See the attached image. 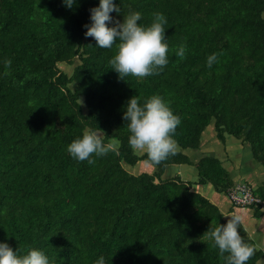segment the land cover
Returning a JSON list of instances; mask_svg holds the SVG:
<instances>
[{
	"label": "trees",
	"instance_id": "obj_1",
	"mask_svg": "<svg viewBox=\"0 0 264 264\" xmlns=\"http://www.w3.org/2000/svg\"><path fill=\"white\" fill-rule=\"evenodd\" d=\"M99 2L0 0V243L42 250L50 264H96L101 256L106 264H225L204 234L234 208L264 217V180L236 181L220 155L191 153L212 128L222 144L248 143L264 169V0H114L121 13L110 14L109 27L129 11L141 12L143 25L155 12L167 18L169 63L142 80H121L109 63L119 41L99 48L85 36ZM181 45L184 58L176 55ZM213 53L218 62L209 68ZM157 94L181 119L176 154L159 165L130 147L123 119L133 96L143 104ZM85 127L105 143L118 140L116 150L93 154L94 164L73 159L67 148ZM139 161L154 169L135 173ZM238 183L260 202L229 199L228 215L201 187L229 198ZM239 230L256 249L247 264H257L264 248L244 223Z\"/></svg>",
	"mask_w": 264,
	"mask_h": 264
},
{
	"label": "clouds",
	"instance_id": "obj_2",
	"mask_svg": "<svg viewBox=\"0 0 264 264\" xmlns=\"http://www.w3.org/2000/svg\"><path fill=\"white\" fill-rule=\"evenodd\" d=\"M75 2L76 0H64L69 8ZM114 11L121 13L120 7L114 3V0H100L99 6L90 9L91 24L84 25L87 29L85 36L94 38L99 48H111L116 41H119L117 53L109 63L121 80L128 75L141 80L148 76L159 75L169 63L166 16L161 12H155L152 14L151 23L143 25L138 23L142 19L141 12L129 11L124 15L123 22L115 20L114 26L109 27V23L113 22L110 14ZM176 55L184 58L183 45L176 51ZM218 56V53L208 56L209 68L218 62ZM3 63L6 70L4 74L7 75V69L11 67L12 61L5 58ZM123 119L127 121L130 147L134 151L146 153L155 165L176 154L177 141L174 136L181 119L174 114L170 102L161 95H152L143 104L137 95L133 96L126 105ZM118 143L116 139L105 143L100 132L85 127L82 138L73 140L67 151L73 159L87 160L89 164H94L93 154L96 157L105 156L110 151H115ZM226 218V224L209 227L204 235L214 241L225 264H247L256 249L240 234L239 229L243 225L244 218L238 213ZM0 264H50V259L44 251L37 248L25 252L23 247L13 249L8 243H0ZM51 264H54V261ZM96 264H106L105 258L101 256ZM257 264H262V261L257 260Z\"/></svg>",
	"mask_w": 264,
	"mask_h": 264
},
{
	"label": "rangeland",
	"instance_id": "obj_3",
	"mask_svg": "<svg viewBox=\"0 0 264 264\" xmlns=\"http://www.w3.org/2000/svg\"><path fill=\"white\" fill-rule=\"evenodd\" d=\"M204 136H205V138H204V142L202 144V152H214L215 151L217 153H219V152L222 153L224 155L225 159L228 158V161L226 162L227 167L228 168L229 167L234 168L232 170L233 174L234 173L236 174L237 172L238 173L240 172V174H242L241 172L244 170V167L247 166L246 160L249 157L248 150H247L245 143H242V145H241L239 140L231 139L228 137L227 140H229V139H231V140L225 146L224 144H221L220 141L217 139V137L215 135V131L212 130V128L207 129L205 131ZM222 145L225 146V148H223ZM249 152H250V149H249ZM200 153H201V149L198 152L191 153L192 158H197L200 155ZM153 169H154V166L151 163L146 162V161H139L136 166L132 167L131 170L134 171L135 173H140L142 171H152ZM182 175L186 179L196 180V178H197L196 173H193V174H191L190 177H188L182 171ZM237 181H245V180H244V178H242L240 176V177H238ZM195 186H198V184ZM201 187L203 188L202 189L203 191H207V189H208L207 184L202 185ZM211 192L217 193V192H213V190ZM220 196L226 197V195L224 193H221ZM226 199L229 201L230 205H232L231 201L228 198H226ZM235 209H240V208H235ZM251 211H252L251 208L247 209V212H251ZM254 219L256 220L258 218H254ZM258 222H262V221L259 219ZM260 227L258 229L255 228V229H248V230H249L251 236L257 241L258 245L261 246L262 248H264V229H261ZM263 228H264V225H263ZM261 261H262V264H264V258Z\"/></svg>",
	"mask_w": 264,
	"mask_h": 264
},
{
	"label": "crops",
	"instance_id": "obj_4",
	"mask_svg": "<svg viewBox=\"0 0 264 264\" xmlns=\"http://www.w3.org/2000/svg\"><path fill=\"white\" fill-rule=\"evenodd\" d=\"M231 139H235L233 137H230ZM229 139L228 142L231 140ZM240 141V144L242 145V143H245L243 141H241L240 139H237ZM235 141V140H234ZM227 142V143H228ZM226 143V144H227ZM233 143V142H232ZM222 144V143H221ZM226 144H224L226 146ZM246 147H247V150H248V159L246 160V165L244 167V170L241 172L242 174H240V172L238 173H234L232 172V170L234 168H228L230 171H231V174H232V177L237 181L238 177H242L244 178V180L252 183L254 186L255 185H258L260 184L263 180H264V169L261 165H259L258 163H256L255 161H253V159L251 158L252 156V153H251V150L249 152V149H250V146L248 143H245ZM223 146V145H222ZM225 146H223V148H225ZM201 153L202 154H209V155H220L226 162L228 161V158H224V155L222 153H217V152H202V149H201ZM237 153V152H236ZM225 162V163H226ZM182 167V166H181ZM179 168L178 166L174 167L173 171H177L175 169H178L179 171ZM182 170V169H181ZM213 189L212 188H208L207 191H203V193L208 196L209 198H211L214 202H216L220 207L221 209L223 210V212L226 213V215H228L230 213V210H231V205L229 203V201L226 199L228 198L227 195L226 197H222L220 196V193H212ZM213 192H215L213 190ZM229 199V198H228ZM247 209L248 208H240V209H235V212L238 213V214H241L244 218V221L243 223L246 225L247 229H258L261 225V229H264L263 228V225H264V217L260 218V220L262 222H258L259 219H254L255 217L253 216V211L251 212H247Z\"/></svg>",
	"mask_w": 264,
	"mask_h": 264
},
{
	"label": "built area",
	"instance_id": "obj_5",
	"mask_svg": "<svg viewBox=\"0 0 264 264\" xmlns=\"http://www.w3.org/2000/svg\"><path fill=\"white\" fill-rule=\"evenodd\" d=\"M229 199L240 207L260 202V199L254 195L252 188L246 183H238L230 189Z\"/></svg>",
	"mask_w": 264,
	"mask_h": 264
}]
</instances>
